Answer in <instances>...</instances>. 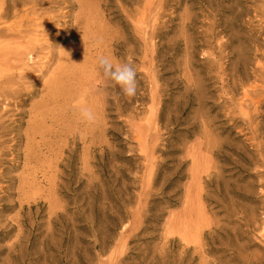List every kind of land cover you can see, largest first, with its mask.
I'll return each mask as SVG.
<instances>
[{"label": "rangeland", "instance_id": "obj_1", "mask_svg": "<svg viewBox=\"0 0 264 264\" xmlns=\"http://www.w3.org/2000/svg\"><path fill=\"white\" fill-rule=\"evenodd\" d=\"M42 6L59 43L83 7L91 47L43 116L55 65L0 99V264H264V0ZM101 53L135 66V97Z\"/></svg>", "mask_w": 264, "mask_h": 264}, {"label": "bare ground", "instance_id": "obj_2", "mask_svg": "<svg viewBox=\"0 0 264 264\" xmlns=\"http://www.w3.org/2000/svg\"><path fill=\"white\" fill-rule=\"evenodd\" d=\"M23 5L26 7H0V99L9 102L20 94L32 95L30 89L25 88L26 84L35 83L55 65L56 70L53 67L54 71H50L42 89L40 88L41 101L39 110L32 114L34 120L38 115L45 114L42 109L46 102L60 96V87L74 81L78 71L83 70L85 58L78 55L80 50L86 51L87 48L86 52L89 53L91 46L86 45V31L90 25L82 16L84 10L80 7V12L72 16L73 33L65 34L66 37L59 43L66 28L56 31L54 35H47L54 26L51 11L43 6L36 7V0H26ZM28 75L31 76L27 77ZM39 126L41 127V123L36 124L35 128L38 129ZM31 132L35 134V131Z\"/></svg>", "mask_w": 264, "mask_h": 264}, {"label": "clouds", "instance_id": "obj_3", "mask_svg": "<svg viewBox=\"0 0 264 264\" xmlns=\"http://www.w3.org/2000/svg\"><path fill=\"white\" fill-rule=\"evenodd\" d=\"M96 64L97 68L102 70L103 77L117 86L124 96L132 98L137 95L139 87L137 71L130 61L114 63L109 56L101 53L96 57ZM77 107L83 122L89 125L97 122L98 116L92 108L88 107L82 101Z\"/></svg>", "mask_w": 264, "mask_h": 264}]
</instances>
